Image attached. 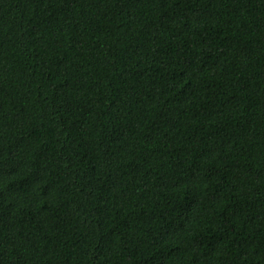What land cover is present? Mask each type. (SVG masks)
I'll use <instances>...</instances> for the list:
<instances>
[{
	"label": "trees",
	"instance_id": "1",
	"mask_svg": "<svg viewBox=\"0 0 264 264\" xmlns=\"http://www.w3.org/2000/svg\"><path fill=\"white\" fill-rule=\"evenodd\" d=\"M0 264H264V0H0Z\"/></svg>",
	"mask_w": 264,
	"mask_h": 264
}]
</instances>
